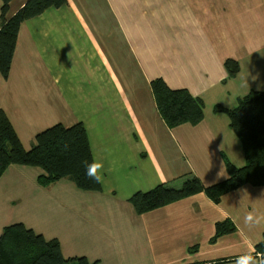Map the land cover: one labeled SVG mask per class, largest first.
Listing matches in <instances>:
<instances>
[{
	"label": "crops",
	"instance_id": "crops-1",
	"mask_svg": "<svg viewBox=\"0 0 264 264\" xmlns=\"http://www.w3.org/2000/svg\"><path fill=\"white\" fill-rule=\"evenodd\" d=\"M26 1L12 0L10 15ZM227 59L240 64L234 77ZM157 78L202 98L204 118L169 126ZM252 90H264V0H68L24 21L10 75L0 72V112L26 149L57 123H84L103 183L43 186L42 168L11 165L0 178V234L24 223L58 239L67 259L98 264H261L264 219L245 218L264 217V185L245 184L219 203L199 192L144 213L130 202L194 176L220 182L226 158L245 165L229 115L215 107L234 109ZM226 220L235 230L214 240Z\"/></svg>",
	"mask_w": 264,
	"mask_h": 264
},
{
	"label": "trees",
	"instance_id": "trees-1",
	"mask_svg": "<svg viewBox=\"0 0 264 264\" xmlns=\"http://www.w3.org/2000/svg\"><path fill=\"white\" fill-rule=\"evenodd\" d=\"M12 0H3L0 14V72L8 78L14 58L18 34L22 23L42 14L49 7H61L68 0H27L10 15ZM225 66L229 76L240 71V64L227 59ZM157 106L168 123L174 127L189 122L197 124L204 118V102L188 89H173L162 78L152 81ZM216 111H224L230 117V127L241 140L246 164L237 166L226 158L228 177L220 182L205 185L198 177L187 178L179 187L160 184L148 191H138L130 202L138 213H144L199 192L206 193L219 203L228 192L245 185H264V90H252L239 98L234 109L216 105ZM95 162L87 129L82 122L72 126L57 123L36 136L31 149L23 145L16 129L5 111L0 112V178L11 165L40 167L44 170L38 178L43 186L60 179H70L82 190L101 191L102 183H95L86 175L85 166ZM214 240L235 230L230 221L217 223ZM264 264V234L255 246ZM98 264L85 256L67 259L56 238L46 239L24 223L6 226L0 234V264Z\"/></svg>",
	"mask_w": 264,
	"mask_h": 264
},
{
	"label": "clouds",
	"instance_id": "clouds-1",
	"mask_svg": "<svg viewBox=\"0 0 264 264\" xmlns=\"http://www.w3.org/2000/svg\"><path fill=\"white\" fill-rule=\"evenodd\" d=\"M102 165L99 163L93 162L92 164H88L85 166L86 175L89 179L93 180L95 183L101 184L103 183V174L100 171L102 169ZM264 217L256 216L254 213H249L245 218L246 223L249 224H259ZM250 256V255H249ZM248 264H256V261L252 258L248 261Z\"/></svg>",
	"mask_w": 264,
	"mask_h": 264
},
{
	"label": "bare ground",
	"instance_id": "bare-ground-1",
	"mask_svg": "<svg viewBox=\"0 0 264 264\" xmlns=\"http://www.w3.org/2000/svg\"><path fill=\"white\" fill-rule=\"evenodd\" d=\"M218 105V104H217Z\"/></svg>",
	"mask_w": 264,
	"mask_h": 264
}]
</instances>
